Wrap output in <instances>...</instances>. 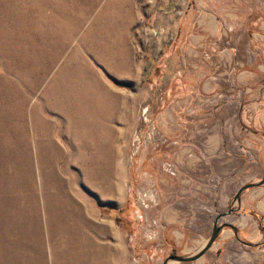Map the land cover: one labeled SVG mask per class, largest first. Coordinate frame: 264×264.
Wrapping results in <instances>:
<instances>
[{
    "label": "rangeland",
    "instance_id": "rangeland-1",
    "mask_svg": "<svg viewBox=\"0 0 264 264\" xmlns=\"http://www.w3.org/2000/svg\"><path fill=\"white\" fill-rule=\"evenodd\" d=\"M226 2L195 42L205 23L181 0H0V264H161L202 246L214 211L199 191L219 175L175 150L221 122L264 168V0ZM228 48L248 110L212 115L199 81ZM179 79L199 89L171 120Z\"/></svg>",
    "mask_w": 264,
    "mask_h": 264
},
{
    "label": "crops",
    "instance_id": "crops-1",
    "mask_svg": "<svg viewBox=\"0 0 264 264\" xmlns=\"http://www.w3.org/2000/svg\"><path fill=\"white\" fill-rule=\"evenodd\" d=\"M183 1L187 2V12L194 13V16L198 13L196 20L199 18L198 24L200 27L205 23L203 27V30H206V32H203L205 35H199L198 38L195 36V42L199 41L200 38H204L202 36H206L205 38L207 36H215L219 30L218 16H216L217 11L214 10L218 0H181V2ZM231 1L235 0H228V2ZM238 1L241 2V0ZM245 1H255L256 4L258 3V7L263 5V0ZM229 12V15H235L236 9L229 7ZM219 53H221L222 57L214 58L212 74L206 80L199 81L201 82V89L208 90L210 94V103L207 106L208 110L212 112V115H228L235 111H237L238 115L246 114L248 105H245L244 101L241 102L242 95H236V91L231 86L235 78L231 75H225L223 72L225 65L227 69L231 66L235 52L232 48H228ZM119 60H122V55L118 53L117 64L120 62ZM120 63L122 64L123 61ZM135 65L133 62V66ZM131 66L132 62L130 58L126 59V67L130 69ZM237 78L240 83V78L242 77L237 75ZM195 82L194 84L188 81V89L183 87V81L180 79L177 82H173L167 92V104L161 113L167 115L171 120L176 113H182L185 109L189 113L192 110L190 98L196 96V91L199 89V83ZM239 99L240 107L232 110V107L236 108ZM256 107L258 106L256 105ZM211 124L212 128L207 133L206 140L203 139L206 142L204 146L197 139L193 142L188 140L175 150V155L177 158H181L188 152H192L193 154L194 151L196 155L194 154L193 156L196 157H192L191 161L196 158H199V161H203L204 159H201V156L206 154L207 162L209 163L207 170L218 174L220 179L212 187V191L209 189L206 192L199 191V195L203 197L204 201H208V206L206 205V207L210 211H214L211 228L217 213L232 205L235 208L234 212L222 219L232 224L235 230L231 226L222 227L211 248L200 258L190 262V264H264V216L261 220H258L252 212L256 211L258 215L264 214V185L246 189L242 193L240 201L232 203V197L237 189L249 179L256 178L258 168L261 166L258 160V153L262 150V146H259L253 139L251 140L255 143L240 141L239 145H237L233 139L222 136L221 122L216 123L219 124V128L216 127L215 123ZM180 126L181 124L177 123L175 129H179ZM196 150L199 151V154ZM247 150L251 152L250 155H248ZM191 161L187 162L191 163ZM199 175L192 172L190 176L194 178L199 177ZM209 203L212 205L213 210H211ZM176 238L178 243L182 244L184 242L183 237ZM183 264H186V262H183Z\"/></svg>",
    "mask_w": 264,
    "mask_h": 264
},
{
    "label": "water",
    "instance_id": "water-1",
    "mask_svg": "<svg viewBox=\"0 0 264 264\" xmlns=\"http://www.w3.org/2000/svg\"><path fill=\"white\" fill-rule=\"evenodd\" d=\"M255 184H257V182H248V183L241 185L237 189L235 194L233 195L232 203H234V202L238 203L240 201V193L244 188H246L248 186H253ZM233 210H235V208L230 205L227 210H224V211L217 213V215L215 216V218L213 220V225H212V229H211L209 236L207 237L205 242L202 244V246H200L195 252L190 253V254H171V255H168L167 257H165L163 259L161 264H170V262H173V263L193 262V261L197 260L198 258H200L208 249L211 248L212 244L216 240V238H217L222 227L231 226L235 230V227L232 224H230L228 221H220L221 218L230 214Z\"/></svg>",
    "mask_w": 264,
    "mask_h": 264
},
{
    "label": "flooded vegetation",
    "instance_id": "flooded-vegetation-1",
    "mask_svg": "<svg viewBox=\"0 0 264 264\" xmlns=\"http://www.w3.org/2000/svg\"><path fill=\"white\" fill-rule=\"evenodd\" d=\"M258 160H259V162H260V159H259V157H258ZM248 182H257V184H255V185H253V186H263L264 185V168H263V166H260V168H258V172H257V176H256V178L255 179H249L248 181H246L245 183H248ZM245 183H243V184H245ZM242 184V185H243ZM253 186H248V187H246V188H244L242 191H241V193H240V198H241V195H242V193L246 190V189H248V188H250V187H253ZM232 206V205H231ZM233 207V206H232ZM227 209H228V207H227ZM227 209H225V210H227ZM224 211V210H223ZM232 212H234V210L232 211ZM231 212V213H232ZM253 212V214L255 215V217L259 220H261V218H263V216H264V214H259L258 215V213L256 212V211H252ZM230 213V214H231ZM225 217V216H224ZM220 221H227V220H224V219H220ZM212 229V228H211ZM211 232V231H210ZM174 254V253H173Z\"/></svg>",
    "mask_w": 264,
    "mask_h": 264
},
{
    "label": "built area",
    "instance_id": "built-area-1",
    "mask_svg": "<svg viewBox=\"0 0 264 264\" xmlns=\"http://www.w3.org/2000/svg\"><path fill=\"white\" fill-rule=\"evenodd\" d=\"M170 166H171V165H170ZM171 168H172V167H171ZM172 172H173V170H172ZM148 224L150 225V223H147V225H148ZM149 225H148V226H149ZM153 230H154V229L151 228V227H149V228L147 229V231H148V233H147L148 236H152V235H153V233H152ZM148 238H153V237H148Z\"/></svg>",
    "mask_w": 264,
    "mask_h": 264
},
{
    "label": "bare ground",
    "instance_id": "bare-ground-1",
    "mask_svg": "<svg viewBox=\"0 0 264 264\" xmlns=\"http://www.w3.org/2000/svg\"><path fill=\"white\" fill-rule=\"evenodd\" d=\"M82 263H83V261H82Z\"/></svg>",
    "mask_w": 264,
    "mask_h": 264
}]
</instances>
